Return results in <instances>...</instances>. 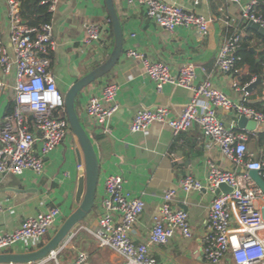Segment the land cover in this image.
I'll use <instances>...</instances> for the list:
<instances>
[{
    "label": "crops",
    "instance_id": "crops-1",
    "mask_svg": "<svg viewBox=\"0 0 264 264\" xmlns=\"http://www.w3.org/2000/svg\"><path fill=\"white\" fill-rule=\"evenodd\" d=\"M204 14L211 20L210 32L201 36L195 29L179 27L170 32L151 21L144 9L129 6L126 0H114L124 30V46L120 59L105 76L84 88L77 96L76 106L82 124L93 139L100 161V178L96 195V208L88 222H82L75 230L73 239L66 248L86 249L91 264H119L120 259L110 250L97 246L88 228H94L101 212V202L106 196L105 180L113 174L125 178V187L133 195L145 201L144 211L132 230L133 239L140 243L147 241L155 219L160 215L163 195L174 188L177 196L174 206L186 209L189 214L194 238L186 239L177 234L170 243L152 249L158 259L177 264H193L204 259L203 246L199 238L208 231V215L214 197L223 192L217 189L191 190L185 192L180 180L191 175L206 182L209 162H217L226 169L235 168L223 158L220 148L207 139L201 128L195 124L176 135L172 128L162 122L151 124L148 133L132 132L130 124L135 114L144 109L165 106L171 117L182 113L192 97L184 87L166 84L158 90L156 83L145 74L141 59L130 57L131 49L143 53L151 60L169 64L174 73L186 63L196 66V83L210 80L234 100H249L251 93L235 87L238 79L232 73L217 66L218 53L225 40L232 35H247V20L242 18V9L252 0H164ZM54 26V47L51 52L53 72L59 89L66 94L80 78L103 63L114 48L115 35L105 0H58L52 13ZM100 24L102 38L91 44L85 42L87 26ZM10 18L6 0H0V40L13 53L10 39ZM254 47L257 52L260 48ZM248 71V67L243 69ZM0 76L5 85L0 91V127L4 116L15 103V71ZM108 83L119 87L116 96L118 109L105 122H99L87 113L91 96L101 95ZM264 92V88H263ZM230 120L229 115H222ZM253 140L250 143L253 147ZM81 151L82 162L77 151ZM243 174L244 170L236 168ZM240 170V171H239ZM85 163L78 139L70 134L66 141L45 158L41 174L25 170L20 175H0V233L14 230L26 218L59 206L63 223L79 206L76 194ZM26 245L19 243L11 252H27ZM68 264L73 260L58 254ZM47 259L43 264L49 263Z\"/></svg>",
    "mask_w": 264,
    "mask_h": 264
},
{
    "label": "built area",
    "instance_id": "built-area-1",
    "mask_svg": "<svg viewBox=\"0 0 264 264\" xmlns=\"http://www.w3.org/2000/svg\"><path fill=\"white\" fill-rule=\"evenodd\" d=\"M126 1L129 6L144 9L151 21L170 32L179 27L195 29L201 36L210 32L209 18L182 5L164 0ZM6 2L13 53L0 40V67L4 75L15 71V103L0 127V175H20L25 170L41 174L46 156L72 133L65 97L52 69L54 26L52 21L41 27L28 26L21 15L20 0ZM57 3L58 0H50V12L56 10ZM198 3L195 0V4ZM258 3V0H252L241 14L243 19L264 27V14L258 11ZM101 38L100 24H88L85 42L91 44ZM241 38L238 34L225 40L217 57L220 70L232 74L243 70L238 66L241 57L237 54ZM128 55L142 60L145 74L156 83L158 90L173 84L192 92L190 101L178 116L171 117L170 109L165 106L144 109L135 114L130 130L148 133L151 124L162 122L178 135L197 124L203 135L220 148L223 158L235 167L226 169L210 161L206 182L191 175L180 180L185 192L204 189L215 192L222 183L232 188V191L220 192L214 197L207 220L208 231L199 238L204 259L193 264H222L223 261L227 264H264V191L249 175V171L257 170L264 178V146L259 153L250 146L253 138L264 132V113L247 100L232 99L214 87L210 80L197 84L193 63L184 64L174 73L169 64L151 60L137 50H129ZM257 79L254 77L244 86L236 80L234 85L246 91V87ZM4 85L0 76V91ZM118 90L116 83H108L101 95L91 96L87 103L88 115L105 122L119 107L116 103ZM223 114L231 119L225 120ZM241 116L254 120L256 129L239 128ZM238 167L244 170L243 174L236 170ZM105 187L106 196L102 199L96 225L88 228L97 246L115 253L120 259L119 264H177L158 259L152 251L156 246L170 243L177 234L186 239L194 238L188 212L174 206L177 190L165 191L160 215L153 223L148 240L138 243L132 237V230L144 211L145 201L126 189L125 178L120 174L108 176ZM3 208L0 204V210ZM62 214L61 207L53 206L26 218L14 230L0 233V254L11 252L19 243H24L28 251L40 248L44 237L57 227ZM68 264H91L89 252L78 250Z\"/></svg>",
    "mask_w": 264,
    "mask_h": 264
},
{
    "label": "water",
    "instance_id": "water-1",
    "mask_svg": "<svg viewBox=\"0 0 264 264\" xmlns=\"http://www.w3.org/2000/svg\"><path fill=\"white\" fill-rule=\"evenodd\" d=\"M105 4L114 29L115 41L114 48L109 57L91 72L80 78L74 83L65 94L66 113L70 123L72 133L79 141L83 159L85 163V173L81 176L78 183L76 199L78 208L67 217L55 234L40 248L27 252H7L0 254V264H33L42 263L47 259L57 257V255L67 246L74 237V230L83 220L93 211L96 206V195L100 178V161L92 137L82 124L81 118L76 109V99L78 94L91 83L108 74L120 59L124 46V30L122 22L114 0H105ZM248 28L255 29L264 35V27L250 20ZM257 52L254 47L250 48ZM263 83L261 77L246 87L251 93ZM239 128L254 130L256 122L241 116L238 120ZM78 159L82 162L81 151H77ZM240 171V170H239ZM249 175L264 191V178L260 171L251 170ZM219 190L230 192L232 188L225 183L220 184ZM186 210V209H185Z\"/></svg>",
    "mask_w": 264,
    "mask_h": 264
},
{
    "label": "trees",
    "instance_id": "trees-1",
    "mask_svg": "<svg viewBox=\"0 0 264 264\" xmlns=\"http://www.w3.org/2000/svg\"><path fill=\"white\" fill-rule=\"evenodd\" d=\"M20 2L21 15L23 21L28 26L41 27L52 21V12L49 11L50 0H20ZM258 2L257 9L260 13L264 14V0H258ZM112 30L114 32L113 26ZM247 33V35H243L241 38L237 54L241 57L238 66L242 67V69L248 67V71L245 72L242 70L240 73L234 75L242 86L250 83L254 77L262 78L263 83L259 85L256 92L249 95L248 103L264 113V35L255 29L249 30ZM252 46L260 48L261 51L259 53L253 52L250 49ZM109 55L110 54H108L107 58ZM12 109L13 108H11V110ZM253 142L254 149L256 151L260 150V148L264 146V132H259L257 136L253 138ZM50 238L48 240H50ZM46 242L42 241L40 246H43ZM64 251L63 249L61 252Z\"/></svg>",
    "mask_w": 264,
    "mask_h": 264
},
{
    "label": "rangeland",
    "instance_id": "rangeland-1",
    "mask_svg": "<svg viewBox=\"0 0 264 264\" xmlns=\"http://www.w3.org/2000/svg\"><path fill=\"white\" fill-rule=\"evenodd\" d=\"M61 91V90H60ZM63 94V96L65 97V94L64 93H62ZM73 134V133H72ZM94 210L95 209H93V211L83 220V222H88V220H89V218L91 217V215L94 213ZM95 214V213H94ZM81 224V223H80ZM62 225V223H59L58 225H57V227L55 228V230L53 231V232H51V233H49V234H47L45 237H44V239H43V241L44 242H46L50 237H52L53 236V234L57 231V229H59V227ZM64 252H62V255L63 256H65V258L66 259H68V258H70V259H74L75 257H76V255H75V253H76V247L75 248H73V247H69V248H64ZM59 255H57V257H53L51 260H50V262L49 263H46V264H58V262H59V264H64L65 262L63 261V259L61 260L60 258H61V256H60V258L58 257ZM43 264V263H42ZM222 264H227L225 261H223V263Z\"/></svg>",
    "mask_w": 264,
    "mask_h": 264
}]
</instances>
